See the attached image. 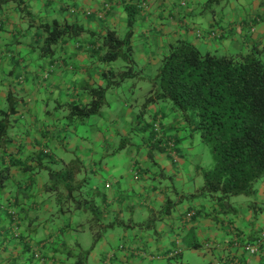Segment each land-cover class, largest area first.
I'll return each mask as SVG.
<instances>
[{"label":"clouds","instance_id":"9594fccd","mask_svg":"<svg viewBox=\"0 0 264 264\" xmlns=\"http://www.w3.org/2000/svg\"><path fill=\"white\" fill-rule=\"evenodd\" d=\"M0 264H264V0H0Z\"/></svg>","mask_w":264,"mask_h":264}]
</instances>
